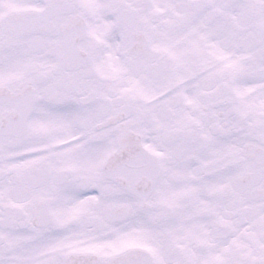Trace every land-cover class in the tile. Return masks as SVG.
<instances>
[{"label": "snow or ice", "instance_id": "1", "mask_svg": "<svg viewBox=\"0 0 264 264\" xmlns=\"http://www.w3.org/2000/svg\"><path fill=\"white\" fill-rule=\"evenodd\" d=\"M0 264H264V0H0Z\"/></svg>", "mask_w": 264, "mask_h": 264}]
</instances>
